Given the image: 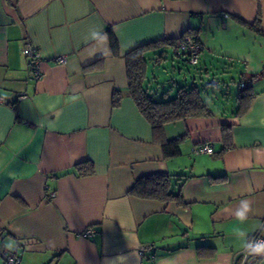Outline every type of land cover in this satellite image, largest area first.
<instances>
[{
    "label": "crops",
    "instance_id": "crops-1",
    "mask_svg": "<svg viewBox=\"0 0 264 264\" xmlns=\"http://www.w3.org/2000/svg\"><path fill=\"white\" fill-rule=\"evenodd\" d=\"M257 17L264 30V0H0V264L11 253L20 264H243L249 238L264 236V35L251 28ZM185 35L201 45L195 79L224 81L226 92L216 97L213 116L163 126L165 138H181V153L165 158L128 93L124 55ZM26 43L40 52L38 80L21 52ZM241 82L254 95L234 116L220 101L234 100ZM115 90L121 97L113 106ZM223 127L230 134L224 149ZM205 144L213 153L195 151ZM84 161L94 173L74 174ZM155 172L174 176L184 204L129 193L136 179ZM89 227L95 234L83 236ZM197 246L212 250L199 255Z\"/></svg>",
    "mask_w": 264,
    "mask_h": 264
},
{
    "label": "trees",
    "instance_id": "trees-1",
    "mask_svg": "<svg viewBox=\"0 0 264 264\" xmlns=\"http://www.w3.org/2000/svg\"><path fill=\"white\" fill-rule=\"evenodd\" d=\"M258 23H260L259 17L251 24V28L257 33L264 35V30L261 29ZM186 34L191 33L187 32ZM107 36L112 54L119 55L117 41L110 30L107 31ZM182 38L183 36L179 39H164L143 44L133 48L124 55L128 93L139 112L149 123L153 140L161 146L165 158L176 157L181 153V138L168 140L164 136L163 126L166 123L188 117L213 116L215 114L214 109H216L214 107L217 101L216 97L218 98V96L213 92H211L213 95L210 96L207 92H204L205 88L209 89L211 86L217 89L219 88L218 90L221 92L220 95L226 92V89H221L219 86L223 85L225 82L219 81L218 79L215 80L213 77L216 85L206 83L207 85L204 84L199 86L194 81V78H190L188 82L179 83L176 89L174 86H169L167 90L163 91L162 97L157 94L158 88H154L153 85H159L160 83L157 77L156 79L153 77L152 79L154 81L150 83L151 81L148 77L149 62L151 60L153 61V59L156 60V62L161 61V59H163V54L171 50L173 55L181 57L182 62L192 64L189 62L188 53L179 50V44ZM197 62L198 61L194 64H197ZM197 71H199V69H197ZM243 85V87L239 86L240 90L234 96L236 102V107L233 108L232 112L234 116H240L247 110L253 98L252 96L254 95L251 85ZM120 97L121 92L115 90L112 94L113 106L118 104ZM228 129V127L222 128L223 149L230 145V134ZM223 149H221L219 153H221ZM71 171L78 176L91 175L94 173V164L91 161H84L75 165ZM68 172L69 171H64L61 174H66ZM176 177L177 180L184 181L188 176L177 175ZM173 178L174 176L167 172H155L142 176L134 181L129 193L139 198L155 199L162 202L173 200L179 204H184L182 195L174 189L175 181ZM211 250L212 247L197 246L199 255H205Z\"/></svg>",
    "mask_w": 264,
    "mask_h": 264
},
{
    "label": "built area",
    "instance_id": "built-area-1",
    "mask_svg": "<svg viewBox=\"0 0 264 264\" xmlns=\"http://www.w3.org/2000/svg\"><path fill=\"white\" fill-rule=\"evenodd\" d=\"M179 50L183 51V52H187L188 57H189V62L194 64V63H196L198 54L201 51V46L195 40L194 37H192L190 35H185L179 44ZM21 52L24 55V57L26 58L28 64L30 65V69H31L33 78L38 80L41 77V71H40L41 56H40V52H39L38 48L31 43H26L23 46ZM55 61L62 64V63L66 62V58L64 56H57V57H55ZM209 84L216 85V82L214 79H211ZM243 84L244 83L241 82L238 85L240 87H243L244 86ZM195 151L197 153L211 154V153H213V146L211 144H205V145H202L199 148H197ZM51 196H53V194ZM94 234H95V232L91 227L86 228L82 232V235L87 236V237L93 236ZM259 242H264V236H261V235H259V233H256V234H253L249 238V240L247 241V244H256ZM151 247H152L151 245L144 246L140 249V252L150 250ZM240 255L242 256L243 264H255V262L258 259L264 258V253L253 254L250 252V250L247 247H245L242 250ZM20 262H21V257H20V255H18L16 253H11V254L5 255L4 264H20Z\"/></svg>",
    "mask_w": 264,
    "mask_h": 264
},
{
    "label": "rangeland",
    "instance_id": "rangeland-1",
    "mask_svg": "<svg viewBox=\"0 0 264 264\" xmlns=\"http://www.w3.org/2000/svg\"><path fill=\"white\" fill-rule=\"evenodd\" d=\"M201 64L197 63V64H187L185 62H182V60L180 59H176L174 58V56L172 55L171 52H169L165 59L163 60V62L161 63H157L154 64L152 62V60L149 62V77H152V73H155V75L158 78L159 81V85L154 84V88H158L157 90V94L162 97L163 91L167 90L169 86H174V88L176 89V87L179 85V83H183V82H188L190 80V78H194V81L196 82V84L200 85H204V84H209L210 80H209V76L206 75H202L200 78L201 79H195L196 77H198L199 73L197 71L198 68H200ZM173 67H176V69H173ZM181 68V75H179L178 70ZM222 75V74H221ZM184 76L186 78H184ZM165 77H168V81H164ZM234 79L238 80L240 77L238 75H233ZM219 78V77H218ZM206 84V85H207ZM230 89V94L232 93V91L237 90V87H229ZM219 89V88H218ZM216 87L211 86L209 89L204 90V92H207L210 96H212L213 94L211 92H213L216 96H218L219 100H221V96L220 95V90H218ZM206 94V93H205ZM173 95V94H171ZM224 104V106L226 107L225 109H232L235 108V100L229 99L226 100L224 99V101H220Z\"/></svg>",
    "mask_w": 264,
    "mask_h": 264
},
{
    "label": "clouds",
    "instance_id": "clouds-1",
    "mask_svg": "<svg viewBox=\"0 0 264 264\" xmlns=\"http://www.w3.org/2000/svg\"><path fill=\"white\" fill-rule=\"evenodd\" d=\"M249 210V206L246 202L242 203L241 210L237 212V217L243 220L246 216V213ZM243 235V233H241ZM246 247L250 250L253 254H262L264 253V242H259L256 244H247Z\"/></svg>",
    "mask_w": 264,
    "mask_h": 264
}]
</instances>
